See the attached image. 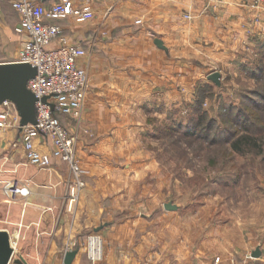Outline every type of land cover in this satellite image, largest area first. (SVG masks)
I'll return each mask as SVG.
<instances>
[{"label":"crops","instance_id":"1","mask_svg":"<svg viewBox=\"0 0 264 264\" xmlns=\"http://www.w3.org/2000/svg\"><path fill=\"white\" fill-rule=\"evenodd\" d=\"M73 2L90 5L94 18L51 22L63 27L69 43L87 50L80 60L89 76L83 119L78 128L69 129L77 138V154L84 165L104 159L105 154L97 150L113 139L114 128L121 124L120 113L143 109L145 104L165 106L170 102L174 87L171 63H185L172 58V47H191L188 31L194 32L193 47L202 49L206 43L207 48L215 49L216 57L223 56L219 52L223 48L234 55L229 47L241 46L247 39L256 41V35L264 46V0L259 6L254 5V0ZM187 13L194 17L192 22L184 18ZM18 24L16 11L9 2L0 0V47L7 48L9 44L3 30L12 26L15 30ZM156 39L162 41L163 47L156 45ZM58 47L57 41L48 45L49 49ZM19 51L18 48L13 58L0 59V63L17 62ZM86 130L93 132L98 141L86 135ZM42 147L44 152L48 149ZM106 170L96 165L91 174ZM13 180L22 182L30 192L17 196L12 204L0 192V231L10 235L12 261L21 256L26 264H64L65 253L77 250L72 264H91L85 250V233L89 230V234L102 239L104 257L98 264H237L242 255L261 249V245L250 248L236 242L233 232L220 233L218 227L206 234L195 233L193 244L186 242L188 236L184 235L183 240L172 245L168 241L172 234L170 219L165 216L160 227L154 226L153 217L108 220L101 211L100 192L106 190L105 184L86 183L77 200H71L67 165L55 157L44 168L28 164L10 152H0V190L2 183Z\"/></svg>","mask_w":264,"mask_h":264},{"label":"rangeland","instance_id":"2","mask_svg":"<svg viewBox=\"0 0 264 264\" xmlns=\"http://www.w3.org/2000/svg\"><path fill=\"white\" fill-rule=\"evenodd\" d=\"M184 18L192 22L194 17L187 13ZM16 28L3 30L9 44L0 47V59L13 58L20 50ZM193 33L188 31L187 52L182 46L172 47V58L185 63H171L170 102L120 113L113 139L97 150L104 159L82 163L85 182L105 184L101 211L108 220L153 217L154 226L160 227L165 216L170 219L172 245L184 235L193 244L195 233L218 227L220 233L231 231L236 242L253 248L264 244V46L256 35L253 44L247 39L229 47L234 55L223 48L219 51L223 56L216 57L206 43L202 49L195 46V53ZM213 72L221 74L219 85L209 79ZM82 119L83 114L80 120L60 117L68 130L78 128ZM85 132L97 140L93 132ZM238 138L243 141L235 151L232 143ZM39 145L40 151L46 147ZM47 148L45 152L50 151ZM2 151L31 164L13 127L0 132ZM96 165L107 170L91 174ZM9 183H2L0 192L11 203L5 191ZM166 203L178 209L166 210ZM91 232L85 233L86 240ZM12 264L26 263L16 256Z\"/></svg>","mask_w":264,"mask_h":264},{"label":"built area","instance_id":"3","mask_svg":"<svg viewBox=\"0 0 264 264\" xmlns=\"http://www.w3.org/2000/svg\"><path fill=\"white\" fill-rule=\"evenodd\" d=\"M10 3L19 16L16 31L21 36L17 62L30 63L37 68V75L28 81V89L37 97L35 103V124L20 127V115L13 102L6 100L0 105V132L15 128L20 133L22 146L31 164L49 167L52 157L62 160L70 174L71 200H77L84 188V171L77 154V138L60 121V116H71L80 120L83 114L89 76L80 65L87 50L69 43L61 25L51 20L74 18L85 22L94 18V11L88 4L76 5L73 0H4ZM263 0H254L259 6ZM53 41L59 43L56 49H49ZM43 98H46L43 101ZM39 143L49 145L50 151L38 150ZM12 200L29 193L27 186L18 181L5 188ZM100 241V243H99ZM85 250L91 264L103 259L102 239L91 234L86 240ZM254 259L246 255L237 264H250ZM259 264H264V244L261 245Z\"/></svg>","mask_w":264,"mask_h":264},{"label":"water","instance_id":"4","mask_svg":"<svg viewBox=\"0 0 264 264\" xmlns=\"http://www.w3.org/2000/svg\"><path fill=\"white\" fill-rule=\"evenodd\" d=\"M159 47H163L162 41L155 40ZM37 75V68L30 63L5 62L0 63V105L9 100L13 102L20 115V127L28 124H35V103L37 97L28 89V81ZM221 74L213 72L209 79L217 85L220 84ZM46 98H43L45 101ZM165 209L169 211L177 210L178 206L166 203ZM77 250H70L65 253L64 264H72ZM14 254V249L7 231H0V264H10ZM261 249L257 248L252 257L259 259ZM23 261V260H22ZM20 263V262H17Z\"/></svg>","mask_w":264,"mask_h":264},{"label":"trees","instance_id":"5","mask_svg":"<svg viewBox=\"0 0 264 264\" xmlns=\"http://www.w3.org/2000/svg\"><path fill=\"white\" fill-rule=\"evenodd\" d=\"M242 139L238 138L232 143V147L234 148L235 151H239V145L242 143Z\"/></svg>","mask_w":264,"mask_h":264},{"label":"bare ground","instance_id":"6","mask_svg":"<svg viewBox=\"0 0 264 264\" xmlns=\"http://www.w3.org/2000/svg\"><path fill=\"white\" fill-rule=\"evenodd\" d=\"M99 243H100V241H99Z\"/></svg>","mask_w":264,"mask_h":264}]
</instances>
